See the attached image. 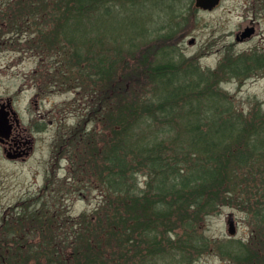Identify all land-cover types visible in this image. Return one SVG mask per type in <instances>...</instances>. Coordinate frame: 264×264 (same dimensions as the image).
Instances as JSON below:
<instances>
[{
  "label": "trees",
  "instance_id": "obj_1",
  "mask_svg": "<svg viewBox=\"0 0 264 264\" xmlns=\"http://www.w3.org/2000/svg\"><path fill=\"white\" fill-rule=\"evenodd\" d=\"M174 1L17 6V17L38 16L45 26L38 47L56 59L46 76L89 96L91 110L80 127L59 134V157L71 164L72 178L49 182L47 195L2 217L5 230L27 234L23 244L0 237V264H145L165 257L162 243L175 238L167 264H192L212 243L201 223L225 207L245 212L252 230L247 244L220 246L223 255L232 264H264V103L241 109L222 88L227 78L264 73V49L229 51L216 71L203 70L171 43L180 22L156 27L160 6L174 14ZM152 7L159 9L154 18ZM152 35L157 45L139 51ZM89 184L101 192L100 205L66 216L63 195Z\"/></svg>",
  "mask_w": 264,
  "mask_h": 264
},
{
  "label": "rangeland",
  "instance_id": "obj_2",
  "mask_svg": "<svg viewBox=\"0 0 264 264\" xmlns=\"http://www.w3.org/2000/svg\"><path fill=\"white\" fill-rule=\"evenodd\" d=\"M149 3L151 1H147ZM19 4L21 0H0V98H12L22 125L28 126L32 120L37 119V108L32 99L40 92L43 104H40L39 109L42 112L53 110L55 118H47L46 124L54 119V125H49L47 133L35 137V150L26 159L11 161L0 150V222L5 213L14 211L17 206V211H21L33 204L39 196L47 195L45 190L49 182L72 178L69 172L71 164L65 156L56 160L54 155L59 153L53 146L58 142L61 129L80 127L91 110L89 96L87 100L83 99L80 92L59 87L46 76L56 68V59L53 53H45L38 47L40 41L36 34L45 26L38 16L28 22L25 21V18L29 19L28 16L17 17L16 9ZM174 4V14L160 6L156 27L158 29L167 24L171 28L176 22H180L171 43L177 48L178 54L187 59L193 58L203 70L216 71L229 51L240 54L264 49V9H260V0H223L212 11L199 10L194 0H176ZM157 11L158 8L152 7L149 13L154 18ZM120 27L123 31V26ZM167 27L162 33L169 30ZM249 28L254 29L251 36L238 40ZM149 38L139 51L157 45V39L153 35ZM223 82L222 88L236 98L241 109L248 110L251 102L264 103V73L246 80L227 78ZM62 117L66 118L65 121H61ZM140 181L143 187L144 178L141 177ZM53 188L55 189L54 186ZM65 194L64 208L61 210L71 217L93 213L102 200L101 192L93 191L90 184L84 192L73 193L71 190ZM231 214L236 221L237 232L234 236L228 233ZM251 230L247 214L236 208L225 207L219 214L210 215L201 223L200 232L212 240L211 246L192 264H232L223 255L224 249L220 246H224L229 240L247 244L251 239ZM51 234L53 233L50 231L45 234L35 232L30 239L40 241L43 235ZM176 242L177 238L174 242H163L167 255H155L145 264H167L169 253L176 254ZM71 255L72 252L69 251L67 257L70 258ZM138 261L141 260L129 264H140Z\"/></svg>",
  "mask_w": 264,
  "mask_h": 264
},
{
  "label": "flooded vegetation",
  "instance_id": "obj_3",
  "mask_svg": "<svg viewBox=\"0 0 264 264\" xmlns=\"http://www.w3.org/2000/svg\"><path fill=\"white\" fill-rule=\"evenodd\" d=\"M40 96L41 93L37 92L32 99L36 104L37 119L32 120L28 126L22 125L19 114L15 109L14 100L12 98L6 100L0 98V150L5 153L8 159L18 161L29 157L35 150V137L47 133L49 125H54V119L49 120V123L46 124L47 118L52 116L55 118V115L53 110L42 112L39 109L40 104H43ZM65 119V117H62L61 121H65ZM55 145L53 147L56 151ZM54 156L57 160L58 155ZM17 209L15 208L14 211ZM6 226L7 224L0 222V237L6 236V242H26L24 238L26 232L12 234L10 230H5ZM18 235H20V238H18Z\"/></svg>",
  "mask_w": 264,
  "mask_h": 264
},
{
  "label": "water",
  "instance_id": "obj_4",
  "mask_svg": "<svg viewBox=\"0 0 264 264\" xmlns=\"http://www.w3.org/2000/svg\"><path fill=\"white\" fill-rule=\"evenodd\" d=\"M221 0H195V5L197 8H200L205 11H211L213 10L216 6L220 4ZM254 29L249 28L247 29L244 33H242L240 38H237L238 40L245 39L253 33ZM190 43H193L191 41ZM228 232L231 236H234L237 232L236 226H235V221L233 217H230L229 219V229Z\"/></svg>",
  "mask_w": 264,
  "mask_h": 264
}]
</instances>
